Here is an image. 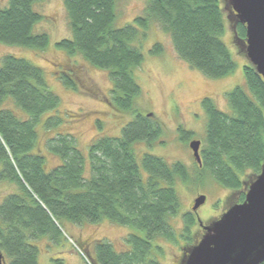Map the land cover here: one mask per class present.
Masks as SVG:
<instances>
[{"label":"trees","instance_id":"obj_1","mask_svg":"<svg viewBox=\"0 0 264 264\" xmlns=\"http://www.w3.org/2000/svg\"><path fill=\"white\" fill-rule=\"evenodd\" d=\"M46 1L0 2V44L45 52L50 37L37 32L46 18L37 7ZM64 7L71 38L58 42L57 50L69 57L81 56L92 67L107 71L113 83L110 105L135 118L122 130L121 137L94 142L88 158L77 148L73 136L55 134L47 150L61 163L49 169L46 155L38 149V126L46 114L58 112L60 99L49 90L41 68L13 55L3 57L0 183L14 185L16 191L0 203V249L7 264H39V240L59 245L66 238L65 225L107 221L133 228L140 235L126 239L128 249L124 252H116L108 241L95 242L86 264H161L155 257V251L159 253L155 243L159 239L176 241L171 222L180 213L177 185L188 186L191 179L189 169L181 162L170 164L150 154L139 159L135 146L161 144L164 129L149 114L144 116L136 109L142 88L135 74L144 63V55L134 43L156 25L169 36L181 61L209 79L226 78L234 74L237 64L223 41L226 26L222 0H148L144 15L121 29L114 26L115 0H64ZM235 34L237 42L242 43L246 27L239 24ZM164 53L162 44L151 50L152 56ZM244 74L246 86L227 94L230 113L221 111L211 99L203 102L206 137L201 148L203 165H197L223 188L242 194V176L250 172L249 182L260 175L264 165V80L250 64ZM56 76L64 87L79 91L75 69L58 66ZM61 122L55 115L46 119L43 128L51 132ZM178 133L185 144L194 137L184 128ZM244 201L243 194L240 203ZM184 221L183 236L194 244V215L184 214ZM51 262L66 264L60 259Z\"/></svg>","mask_w":264,"mask_h":264},{"label":"rangeland","instance_id":"obj_2","mask_svg":"<svg viewBox=\"0 0 264 264\" xmlns=\"http://www.w3.org/2000/svg\"><path fill=\"white\" fill-rule=\"evenodd\" d=\"M6 1L0 0L1 5ZM115 1L117 18L114 26L118 29L133 25L137 17L143 16L148 2V0ZM229 6L226 0H222L226 26L223 41L230 49L237 69L226 78L209 79L181 61L169 36L156 25L145 33L146 36L141 35L140 40L134 43L144 55V63L135 74L142 88L136 109L144 116L149 114L148 117L159 122L164 129L161 144L156 143L155 146L149 147L146 143H139L135 146L139 159L141 160L144 154H150L170 164L181 162L189 169L191 179L188 186L177 185L180 213L171 222L176 232V241L159 239L155 243L159 246V253L155 251V257L161 264H181L185 250L194 246L202 237L199 220L204 225L210 224L220 218L230 206L241 202V192L225 189L217 184L208 172L199 171L189 147L190 142L194 140L204 145L207 117L202 103L205 99H211L221 111L230 113L227 94L236 87L246 86L244 68L249 62L242 51L241 43L237 42L234 24L229 20ZM37 10L46 17L37 26V32L49 35L50 45L47 50L40 52L0 44V62L3 57L13 55L41 68L45 73L49 90L60 99L58 112L48 113L43 119L44 123L46 119L57 115L62 120L59 127L50 132L43 128V123L38 126V149L46 155L49 169H53L61 163L57 155L47 150V143L55 134L65 133L73 136L77 148L88 158L89 148L94 142L104 137H121L122 130L135 116L117 112L110 105L113 83L107 71L92 67L81 56L69 57L57 50L58 42L71 38L64 0H47L39 5ZM156 44L164 45L163 55H151V50ZM58 66L66 70H76L79 76V91L68 89L59 82L56 76ZM179 128L194 133L189 143L180 141ZM86 165V176H89V162ZM249 177L250 172L242 176V179L246 183ZM15 191L14 185L0 183V203L3 198ZM200 195L205 196L207 200L205 205L194 213L192 211L194 201ZM186 213H192L195 218L191 234V239L195 240L194 244L187 242L183 236ZM64 233L66 238L62 239L59 245L52 244L48 239L36 242L40 249L39 264H52V260L58 259L64 260L66 264H86L89 263L87 254L93 252L95 242L108 241L116 252H124L128 249L126 239L131 235H140L133 228L113 225L107 221L97 225L68 224L64 226ZM83 244H87L88 247L85 249Z\"/></svg>","mask_w":264,"mask_h":264},{"label":"water","instance_id":"obj_3","mask_svg":"<svg viewBox=\"0 0 264 264\" xmlns=\"http://www.w3.org/2000/svg\"><path fill=\"white\" fill-rule=\"evenodd\" d=\"M229 5V20L246 27L242 51L264 80V0H229ZM189 147L202 167V143L194 140ZM245 188L243 203L230 206L210 224L199 220L204 234L185 250L181 264H264V165L260 175L245 183ZM206 200L200 195L192 211L196 213ZM0 264H7L1 249Z\"/></svg>","mask_w":264,"mask_h":264},{"label":"flooded vegetation","instance_id":"obj_4","mask_svg":"<svg viewBox=\"0 0 264 264\" xmlns=\"http://www.w3.org/2000/svg\"><path fill=\"white\" fill-rule=\"evenodd\" d=\"M226 2H227V4L229 5V0H226ZM230 7V6H229ZM230 15L232 16V13H231V9H230ZM233 24H234V28L236 27L237 28V26L239 25V24H235V21H233ZM235 28V29H236ZM243 42V41H242ZM242 44V43H241ZM207 99H209V98H207ZM206 100V99H205ZM202 105H203V103H202ZM245 191H246V188H245V190H244V192H243V194L245 195ZM242 193H241V196L243 195ZM200 232H201V235L203 236V234H204V231H203V229L202 228H200ZM182 256L184 257V253L182 254ZM182 257V258H183Z\"/></svg>","mask_w":264,"mask_h":264}]
</instances>
